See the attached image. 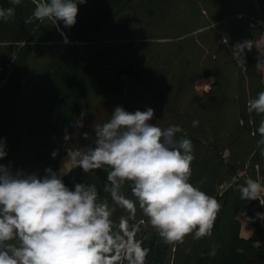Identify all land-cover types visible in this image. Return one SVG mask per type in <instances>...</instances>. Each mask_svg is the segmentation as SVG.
Masks as SVG:
<instances>
[{
  "label": "trees",
  "instance_id": "trees-1",
  "mask_svg": "<svg viewBox=\"0 0 264 264\" xmlns=\"http://www.w3.org/2000/svg\"><path fill=\"white\" fill-rule=\"evenodd\" d=\"M0 7L15 8L14 17L0 21V139L7 151L0 164L40 176L48 167L58 171L65 130L112 92L116 107H151L157 126L184 129L195 156L190 182L222 205L212 235L187 236L175 245L171 264H264V221L255 218L264 206L241 200L238 191L245 174L264 181L260 137L251 134L264 117L246 109L247 100L264 91V73L255 68L264 50L247 52L246 68L231 56L235 43L264 35L254 20H264V0H87L78 6L76 24L61 23L60 30L50 22L24 23L32 0H0ZM206 76L213 78L199 93L195 81ZM106 179L104 170L85 174L80 168L63 177L70 188L96 184L111 205ZM221 182L228 184L218 193ZM124 192L132 198L127 186ZM239 212L252 221L248 238L240 235ZM121 215L117 208L113 218ZM136 216L144 218L139 208Z\"/></svg>",
  "mask_w": 264,
  "mask_h": 264
},
{
  "label": "clouds",
  "instance_id": "clouds-1",
  "mask_svg": "<svg viewBox=\"0 0 264 264\" xmlns=\"http://www.w3.org/2000/svg\"><path fill=\"white\" fill-rule=\"evenodd\" d=\"M32 2L34 10L24 23L50 22L60 30L61 23L66 28L76 24L78 6L87 0ZM11 3L20 5L21 0ZM14 16V7H0V21ZM64 42L68 43L66 36ZM221 42L229 43L227 38ZM17 46L24 47L25 41ZM253 47L259 51L261 42H237L231 56L246 68L245 56ZM255 68L264 73V60L258 59ZM246 109L264 117V91L249 98ZM85 115L82 111L75 126H83ZM153 117L151 107L129 112L117 106L110 119L94 125V146L69 148L59 170L48 167L43 176L13 172L0 164V264H147L150 249L141 236L145 225L165 244H183L189 235L194 240L211 236L222 205L190 182L193 143L179 125L161 128ZM198 125V120L192 121L193 127ZM251 134H259L257 147L264 157V118ZM83 137L88 139L89 134ZM70 139L65 130L64 141ZM51 155L55 158L58 150ZM6 156L5 141L0 139V160ZM75 168L85 174L107 173L103 191L111 205L101 199L94 183H75L73 188L65 184L63 177ZM125 186L132 198L125 194ZM238 191L241 200H258L264 206V181L259 178H247ZM117 208L126 213L118 220L113 218ZM137 208L144 217L139 221ZM255 218L264 221V213L257 212ZM215 254L213 249L210 255Z\"/></svg>",
  "mask_w": 264,
  "mask_h": 264
},
{
  "label": "rangeland",
  "instance_id": "rangeland-1",
  "mask_svg": "<svg viewBox=\"0 0 264 264\" xmlns=\"http://www.w3.org/2000/svg\"><path fill=\"white\" fill-rule=\"evenodd\" d=\"M211 9V7H210ZM209 10V9H208ZM200 9H197L195 12H199ZM210 12V10H209ZM186 13V12H185ZM205 14H208V12L206 10L201 11L200 16L203 18H206ZM191 18L194 19L193 16H191ZM190 21V20H189ZM195 21V20H194ZM197 31H199V29L195 30L193 33H196ZM63 37L65 40V33L63 32ZM262 38L260 36H258V38L255 39V41H260ZM68 40V38H67ZM69 41V40H68ZM207 78V81H209L208 83H205L204 85H199L200 82L202 81V79ZM213 76H206V77H199L196 79L195 81V86L196 89L199 93H201L202 91L205 90V88L209 87V84L212 80ZM113 93L112 92H108L104 95V97H102L96 104L95 107L93 108L92 111L86 112V115L84 116L83 120H82V127H78L75 126V122L80 118V115L78 116V118L76 119V121L74 122V124L70 127V129L68 130L67 134L70 135L71 139L67 142H65L64 140L62 141V146L66 149V152L60 157L59 160V164H58V170L59 168L62 166L64 160L67 157V150L70 149H75L77 147L80 148H86L88 146H93V141L95 139V132H94V125L95 124H102L104 122H106L108 119H110L111 114L113 113L114 109L116 108L115 104H114V99H113ZM181 127V126H180ZM87 132L89 134V138L88 139H84L83 137V133ZM180 134H177V137H179ZM224 155L228 153L227 149L224 150ZM244 171V170H243ZM248 176L245 174L244 175V180L247 179ZM228 184V182H221L217 188H218V193H221V189L226 186ZM238 215L240 216V220L244 223V220L246 219V221L248 223H250V225L253 226L251 220L249 218L246 217V215H244L243 213L239 212L237 214V218ZM239 219V218H238ZM239 220V221H240ZM175 245H172L171 251L168 253V257L165 261L164 264H171V261L173 259V252L175 249Z\"/></svg>",
  "mask_w": 264,
  "mask_h": 264
},
{
  "label": "flooded vegetation",
  "instance_id": "flooded-vegetation-1",
  "mask_svg": "<svg viewBox=\"0 0 264 264\" xmlns=\"http://www.w3.org/2000/svg\"><path fill=\"white\" fill-rule=\"evenodd\" d=\"M141 236L145 239L144 246L150 249L147 264H162L168 256L171 244H165L162 240H159L148 225L142 226Z\"/></svg>",
  "mask_w": 264,
  "mask_h": 264
},
{
  "label": "crops",
  "instance_id": "crops-1",
  "mask_svg": "<svg viewBox=\"0 0 264 264\" xmlns=\"http://www.w3.org/2000/svg\"><path fill=\"white\" fill-rule=\"evenodd\" d=\"M259 42H261V48L262 50H264V38H262ZM209 81H207V78H204L202 79V81L200 82L199 85H204L205 83H208ZM247 217V216H246ZM238 218L240 220V216L238 215ZM249 218V217H247ZM250 219V218H249ZM251 220V219H250ZM252 222V221H251ZM252 231H253V226L250 225V223H248L246 221V219L244 220V223L240 220V235L243 237V238H248L251 234H252Z\"/></svg>",
  "mask_w": 264,
  "mask_h": 264
},
{
  "label": "built area",
  "instance_id": "built-area-1",
  "mask_svg": "<svg viewBox=\"0 0 264 264\" xmlns=\"http://www.w3.org/2000/svg\"><path fill=\"white\" fill-rule=\"evenodd\" d=\"M238 16H241V14H239ZM254 20L257 25H261L262 27H264V20L257 19V18H255ZM262 38H264V35H262Z\"/></svg>",
  "mask_w": 264,
  "mask_h": 264
}]
</instances>
